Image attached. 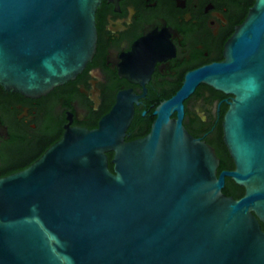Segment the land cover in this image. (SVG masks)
<instances>
[{"label": "water", "instance_id": "1", "mask_svg": "<svg viewBox=\"0 0 264 264\" xmlns=\"http://www.w3.org/2000/svg\"><path fill=\"white\" fill-rule=\"evenodd\" d=\"M99 1L0 0V86L37 97L76 77L95 52ZM173 34L182 37L166 18L160 28L145 21L133 49L108 51L143 92L118 90L96 127L66 125L27 167L0 177V264H264V0L229 32L223 59L151 100L145 83L156 59L175 53ZM249 76L260 89L241 103ZM197 83L232 96L221 122L230 170L216 173L213 148L180 124ZM138 96L150 102L140 113L155 105V117L124 141ZM0 135L10 137L1 121ZM224 177L242 187L238 198L222 193Z\"/></svg>", "mask_w": 264, "mask_h": 264}, {"label": "flooded vegetation", "instance_id": "2", "mask_svg": "<svg viewBox=\"0 0 264 264\" xmlns=\"http://www.w3.org/2000/svg\"><path fill=\"white\" fill-rule=\"evenodd\" d=\"M116 2L119 11H114L112 0H100L96 6L95 52L76 77L37 97H27L0 86V121L8 127L10 135H0V177L27 167L61 137L66 125L96 127L100 117L114 103L118 90L132 87L136 92H143V83L120 74L115 63L107 62V57L108 51L133 49L131 41L144 30L145 21L160 28L166 18L167 23L182 35L178 38L173 34L171 42L175 53L156 59L145 83V92L151 100H167L180 88L188 69L199 63L223 59L229 32L245 17L253 0ZM231 97L204 83H197L180 102L181 126L214 151L215 146L222 143L221 122ZM223 98L225 100L219 101ZM149 103L144 96H138L136 103L132 102L131 117L122 137L124 141L142 137L149 131L155 117L150 113L155 105L140 113ZM168 117L175 118L176 111H170ZM106 156L108 167L111 152ZM218 162L216 173L233 168L232 161L231 166L221 169L219 158Z\"/></svg>", "mask_w": 264, "mask_h": 264}, {"label": "trees", "instance_id": "3", "mask_svg": "<svg viewBox=\"0 0 264 264\" xmlns=\"http://www.w3.org/2000/svg\"><path fill=\"white\" fill-rule=\"evenodd\" d=\"M214 152H215V155L220 160L219 169L231 166V160L228 156L226 149L222 145V143H220L218 146H215ZM108 168L111 169L110 164H108ZM218 172L219 171H217V173ZM221 191L224 194H229L233 198H238L242 194V187L233 183L232 180H230L229 178H226L224 185L221 188ZM260 227H261V229L264 230V226L261 223H260Z\"/></svg>", "mask_w": 264, "mask_h": 264}, {"label": "clouds", "instance_id": "4", "mask_svg": "<svg viewBox=\"0 0 264 264\" xmlns=\"http://www.w3.org/2000/svg\"><path fill=\"white\" fill-rule=\"evenodd\" d=\"M248 80L252 82V87L238 97L241 103L248 100L251 97V95L258 93L260 89V85L258 82H256V78L254 76H249Z\"/></svg>", "mask_w": 264, "mask_h": 264}, {"label": "bare ground", "instance_id": "5", "mask_svg": "<svg viewBox=\"0 0 264 264\" xmlns=\"http://www.w3.org/2000/svg\"><path fill=\"white\" fill-rule=\"evenodd\" d=\"M172 110H173V109H172ZM172 110H171V111H172Z\"/></svg>", "mask_w": 264, "mask_h": 264}]
</instances>
